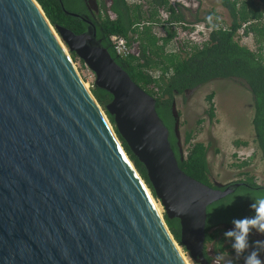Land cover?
Returning <instances> with one entry per match:
<instances>
[{
	"label": "water",
	"instance_id": "95a60500",
	"mask_svg": "<svg viewBox=\"0 0 264 264\" xmlns=\"http://www.w3.org/2000/svg\"><path fill=\"white\" fill-rule=\"evenodd\" d=\"M82 19L87 31L75 34L53 26L36 0H0V264H185L69 53L112 96L107 111L164 213L180 221L183 248L196 264H210L208 208L241 185L210 187L181 170L157 100L96 39L91 19ZM172 112L184 160L175 102Z\"/></svg>",
	"mask_w": 264,
	"mask_h": 264
},
{
	"label": "trees",
	"instance_id": "16d2710c",
	"mask_svg": "<svg viewBox=\"0 0 264 264\" xmlns=\"http://www.w3.org/2000/svg\"><path fill=\"white\" fill-rule=\"evenodd\" d=\"M36 1L53 26L60 25L75 34H81L87 30V25L80 18L66 13L81 15L82 11L78 2ZM130 2L131 0H100L101 14L96 23L97 36L132 80L157 100V111L171 131L170 141L181 170L193 179L214 187L210 181L207 160L208 147L202 142H193V136L190 134L186 140L190 145L188 154L184 160H181L178 153V140L172 136L170 120L165 113H171L175 96L183 95L186 91L195 90L219 80L239 81L247 86L252 93L254 101L252 123L255 143L264 161V0H221V5L230 18L229 26H217L211 20V16H218L215 12H212L206 19L196 18V21L203 22L200 24H205L211 33L206 42L196 43L191 47H189L191 43L173 42L177 39L178 31L180 29L188 31L186 26L190 25V22L186 20L183 8L172 5L170 0H147L150 5L148 10L144 5H131ZM161 12L168 15L167 19L159 18ZM156 26L163 28L165 37L157 34ZM113 36L122 37L130 48L136 46L137 51L129 56L118 55L111 42ZM242 36H252L257 50L253 51L242 45L240 43ZM169 47H176V49L169 52ZM70 56L74 61L77 60L75 54L70 53ZM90 91L113 125L137 172L154 198L158 200L145 166L132 153L116 129L114 118L107 111V105L112 101V96L94 85ZM214 97L215 95L211 94L207 98L210 103L208 111L210 117L215 116ZM237 144L246 145L245 142ZM240 183H245L247 186L242 185L235 193L208 208L205 247V256L208 262H211L207 253L208 244L214 243L215 252L223 254L232 246L228 245V242L235 240V231H232L233 233L227 231V227L235 223H231L232 217L225 215L226 208L242 199L252 201L261 199L264 203V186L257 185L250 177ZM214 212L219 213V217L214 218ZM262 214L264 211H260L259 216ZM164 219L176 242L183 247L180 221L169 219L165 213ZM241 219L240 217L238 221ZM222 224H225L224 229L213 231ZM260 228L264 236V227ZM246 243L244 235L238 246H243ZM255 249L257 253L261 254L262 250L259 245L255 244Z\"/></svg>",
	"mask_w": 264,
	"mask_h": 264
},
{
	"label": "rangeland",
	"instance_id": "374dc122",
	"mask_svg": "<svg viewBox=\"0 0 264 264\" xmlns=\"http://www.w3.org/2000/svg\"><path fill=\"white\" fill-rule=\"evenodd\" d=\"M170 2L174 6L178 5L183 8L186 20L190 22V25L186 26L189 30L193 27L191 24L203 23L197 22L196 18L206 19L212 12L218 15L217 17L211 16V20L217 26L227 27L230 24L229 15L222 7L221 0H170ZM130 4L145 5V8L148 9L150 7L147 0H131ZM79 7L81 6L79 5ZM167 16L165 12H161L159 18L167 19ZM200 26L203 28L197 29V32L194 31L192 35L179 30L178 33L181 32V35L178 34L177 39L173 42L191 43L189 47L196 43L206 42L211 30L206 28L205 24H200ZM155 29L159 36H166L161 26H156ZM60 41L62 42L61 39ZM240 43L253 51L257 50L252 36H242ZM62 44L64 45L63 42ZM175 49L176 47H169L168 50L173 52ZM78 59L76 61L72 59L73 64L83 81L87 83V89L90 90L93 84L89 83L87 72ZM211 94L215 95L213 100L214 117H210L208 113L210 103L207 98ZM175 103L180 118L179 132L184 154L187 156L190 148L186 141L190 134L193 136V142H202L208 147L207 160L212 185L215 182L230 185L250 177L257 185L264 186V161L255 143L252 123L254 101L247 86L236 80L214 81L193 92L189 91L187 94L175 96ZM169 126L172 128V136L176 139L173 119L169 121ZM238 142H245L246 145H238ZM154 200L156 206H159L160 213L164 215L161 203L155 198ZM214 215L217 217L216 212ZM237 221L238 219L232 218L231 223ZM262 224L264 226V220ZM217 229H224V226L220 225L213 231ZM234 235L235 240L228 242V245L232 246L223 254L215 252L214 243L207 245V253L211 258L210 264H264V236L260 230L241 227L234 232ZM244 235L247 243L238 246ZM255 244L261 247V254L257 253ZM178 246L181 253L188 259L189 264H196L190 254L183 247Z\"/></svg>",
	"mask_w": 264,
	"mask_h": 264
},
{
	"label": "flooded vegetation",
	"instance_id": "af4514ba",
	"mask_svg": "<svg viewBox=\"0 0 264 264\" xmlns=\"http://www.w3.org/2000/svg\"><path fill=\"white\" fill-rule=\"evenodd\" d=\"M67 1H70L71 3H75V2L79 3V5L81 6L80 9L82 11L80 13L81 14L80 15L81 20L87 25V28H88L89 24L86 23L82 19V17L91 19L92 23L94 24V26L96 28V39L102 42V40L99 39L97 36V26H96L97 19L101 14L100 13L101 12L100 0H96V4L95 3L92 4L89 0H67ZM95 7L97 9H95ZM72 14H77V13H72ZM187 93H185V94H187ZM174 102H175V99H174L173 103ZM165 114L167 117H169V120L173 119L175 121L172 109H171L170 114H168V113H165ZM236 184H240L241 186L242 185L247 186V184L240 183V182L239 183L235 182L234 185H236ZM226 209H227L226 214L224 213L226 216L228 215L229 217H232L234 219H239L240 217L242 218L241 220H239L235 224H233V226L237 225L239 223L240 224L242 223V226H240L239 228H241V227L242 228L245 227L246 229H252L253 228L255 230L257 229L258 231L262 230L260 227H264L262 224V221L264 220V214L259 216L260 211H264V203L261 199H259L257 201H252L250 199H242L233 205H229ZM216 214H217V217H219V213L216 212ZM215 217L216 216L214 215V218ZM222 225L225 227V224H222ZM239 228H237L236 230H238ZM232 231L234 232L235 230H232Z\"/></svg>",
	"mask_w": 264,
	"mask_h": 264
},
{
	"label": "built area",
	"instance_id": "2783aa9c",
	"mask_svg": "<svg viewBox=\"0 0 264 264\" xmlns=\"http://www.w3.org/2000/svg\"><path fill=\"white\" fill-rule=\"evenodd\" d=\"M191 26H193L192 29H190V30L188 29V31H186V29H180V30L182 32L183 31L186 32L188 35L189 34L192 35V33L194 31L197 32V29H202L203 28V26H200V24H193ZM178 34L181 35V32L178 33ZM185 36H186V34H185ZM111 42H112V45L114 46V49H115L116 53L118 55H120V56H129L131 54H134L135 51H137L136 46H134L133 48H130L128 43H127V41L125 39H123L122 37L113 36V37H111ZM78 60L84 66V68H85V70L87 72V77H88L89 83L91 82L92 84H94V82L96 80L95 73L88 66H86L80 59H78Z\"/></svg>",
	"mask_w": 264,
	"mask_h": 264
},
{
	"label": "bare ground",
	"instance_id": "6f19581e",
	"mask_svg": "<svg viewBox=\"0 0 264 264\" xmlns=\"http://www.w3.org/2000/svg\"><path fill=\"white\" fill-rule=\"evenodd\" d=\"M75 67V66H74ZM75 69H76V71L78 72V74H79V76H80V78L82 79V81H83V78L81 77V75H80V73H79V71L77 70V68L75 67ZM84 82V81H83ZM84 84H85V86H86V88H87V83H85L84 82ZM155 204V203H154ZM155 207H156V209H157V211L158 212H160V210H159V206H156V204H155ZM178 251H179V253H180V255H181V257H182V259H183V261H184V263L185 264H189V261H188V259L187 258H185V256L181 253V251L178 249Z\"/></svg>",
	"mask_w": 264,
	"mask_h": 264
},
{
	"label": "clouds",
	"instance_id": "9594fccd",
	"mask_svg": "<svg viewBox=\"0 0 264 264\" xmlns=\"http://www.w3.org/2000/svg\"><path fill=\"white\" fill-rule=\"evenodd\" d=\"M145 6V5H144ZM146 9H148L147 7H146ZM95 83V82H94ZM94 85V84H93ZM91 92V91H90ZM185 155V154H184ZM234 183H232V185H233ZM231 185V184H230ZM214 186V185H213ZM226 186H229V185H226ZM237 191V190H236ZM235 193V192H234ZM227 231H228V227H227ZM236 231V230H235ZM228 232H232V231H228Z\"/></svg>",
	"mask_w": 264,
	"mask_h": 264
}]
</instances>
